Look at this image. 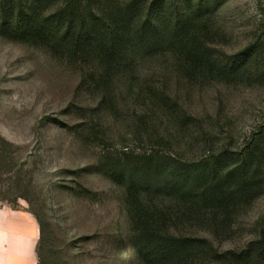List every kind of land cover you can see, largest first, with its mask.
I'll list each match as a JSON object with an SVG mask.
<instances>
[{
	"label": "rangeland",
	"instance_id": "374dc122",
	"mask_svg": "<svg viewBox=\"0 0 264 264\" xmlns=\"http://www.w3.org/2000/svg\"><path fill=\"white\" fill-rule=\"evenodd\" d=\"M59 1L50 2L49 10ZM205 1L212 11L207 43L215 54L264 43V0ZM1 25L2 15L0 202L43 223L42 264H134L120 229L124 187L112 179V164L128 155H154L194 166L213 160L226 146L236 151L254 127L264 124V81L253 69L192 86L176 73L175 52L165 48L140 59L134 92L98 111L97 92L81 82V66L66 49L22 42ZM145 81L154 88L163 85L179 109L160 104V113L145 114L152 103L137 96ZM182 113L198 119L183 124ZM263 228L264 194L235 216L222 245L241 247Z\"/></svg>",
	"mask_w": 264,
	"mask_h": 264
},
{
	"label": "trees",
	"instance_id": "16d2710c",
	"mask_svg": "<svg viewBox=\"0 0 264 264\" xmlns=\"http://www.w3.org/2000/svg\"><path fill=\"white\" fill-rule=\"evenodd\" d=\"M53 1L2 2V29L22 42L51 46L55 52L66 49L81 66V82L97 92L98 111L134 92L140 59L154 58L165 48L175 52L174 69L192 86L245 76L252 69L264 81V43L215 54L207 43L212 11L205 0H135L126 5L60 0L49 10ZM137 96L152 103L145 114L160 113V104L179 109L163 85L154 88L145 81ZM179 117L183 124L198 119L185 113ZM112 166V179L124 187L120 229L134 264H264V228L241 247L222 245L235 216L264 194V124L254 127L236 151L226 146L213 160L194 166L154 155H128ZM37 220L42 264L44 226ZM202 227L208 231L201 233Z\"/></svg>",
	"mask_w": 264,
	"mask_h": 264
},
{
	"label": "crops",
	"instance_id": "0c3cea01",
	"mask_svg": "<svg viewBox=\"0 0 264 264\" xmlns=\"http://www.w3.org/2000/svg\"><path fill=\"white\" fill-rule=\"evenodd\" d=\"M40 226L28 211L0 202V264H39Z\"/></svg>",
	"mask_w": 264,
	"mask_h": 264
}]
</instances>
